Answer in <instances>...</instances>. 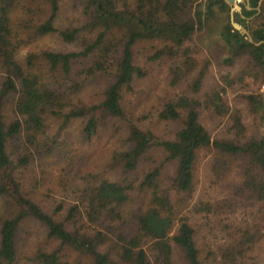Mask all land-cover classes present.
Listing matches in <instances>:
<instances>
[{"label":"trees","instance_id":"trees-1","mask_svg":"<svg viewBox=\"0 0 264 264\" xmlns=\"http://www.w3.org/2000/svg\"><path fill=\"white\" fill-rule=\"evenodd\" d=\"M231 8L226 0H0V200L6 211L0 264H260L264 136L248 135L240 111L224 100L227 88L245 76L225 77L226 85L207 96L217 114L229 118V137L213 138L200 121L199 102L186 95L163 104L159 117L178 124L169 137L126 108L146 62L179 56L191 70L196 62L188 43L211 25L230 51L221 64L249 57L264 71V43L249 42L233 26ZM67 11L72 18L64 20ZM234 15L255 42L264 41V0L249 22ZM49 37L59 46L21 56L24 47ZM158 43L145 61L138 59L141 44ZM95 85L97 91H89ZM245 97L264 121V92ZM73 124L83 144L105 133L119 137L103 164L105 177L46 178L57 156L56 163L73 166L67 159ZM204 149L215 150L212 169L222 182L234 167L240 179L215 203L187 210ZM204 211L216 216L220 243L202 249L191 217ZM32 222L50 242L23 262L20 234Z\"/></svg>","mask_w":264,"mask_h":264},{"label":"rangeland","instance_id":"rangeland-1","mask_svg":"<svg viewBox=\"0 0 264 264\" xmlns=\"http://www.w3.org/2000/svg\"><path fill=\"white\" fill-rule=\"evenodd\" d=\"M262 1L250 0V5H247V0H238L242 7L246 6V10L239 12L241 17L246 18L249 22L251 18L261 12ZM257 7L260 8L259 12ZM254 11H257V13L254 14ZM248 12L250 13L248 14ZM251 14L252 16H250ZM247 15L250 17H246ZM63 17L64 20L72 18L71 11L64 13ZM216 27L211 25L208 29L198 33L193 41L188 43V47L194 52L196 62L191 70H188L187 65L184 64V57L167 56L161 60L148 61L144 65L146 76L137 82L134 86V92L128 94L126 108L131 112L135 111L137 116L144 114L145 119H147L144 123L152 127L160 137L164 138L165 136L173 135L175 128L178 126L177 122L163 121L159 117V114L164 109L163 104L168 100H177L184 95L199 102L197 110L200 121L210 131L213 138L229 137V118L219 116L215 108L210 106L206 100L213 89L226 85L225 77L237 80L240 76H245V79L242 81L237 80L235 84L227 88L224 100L231 108H237L240 111L242 122L247 127L248 135L264 136V121L261 120L259 114L252 112L245 97L247 94L264 92V71L262 68L257 67L249 57L236 60L232 66L221 64L223 59L230 54V51L224 43L218 42L216 39ZM59 44L60 41L57 38L49 37L40 41L36 45L38 48L30 44L24 47L21 51V56L27 55L29 52H36L39 48L57 47ZM160 47L159 43L156 44L155 48L151 47L150 44H141L137 50V57L141 61H145L150 54ZM208 62H210V67L201 82L200 89L195 90L194 86L199 73L209 64ZM248 64L250 69L247 68ZM178 72L180 73L177 74ZM254 76L257 79H254ZM99 84L102 88L104 81H100ZM89 91H97L96 85L95 88H90ZM67 134L72 140L68 152L70 154L67 159L69 160L72 157L74 164L70 166L67 162L61 161L56 163L57 156L53 160V165L45 173L46 178H50V180L53 177L69 179L77 176V179L82 180L84 178H92L90 173L100 176L104 175L105 177L106 173H104L103 164L109 158L112 147L119 143V137L111 138V135L105 133L101 139L92 145L83 144L78 138L77 125L74 124L68 127ZM64 138L65 135H62L60 140L63 141ZM214 152L215 150L213 149H204L200 152L197 161L195 192L191 199V206L187 210L192 208L197 202H203V205L215 203L223 195L227 185L238 182L240 179V176H237L238 169L236 167L230 172L226 181L222 182L219 179V176L212 169ZM150 163L151 161L146 162L145 166ZM167 167L166 172L170 173V167ZM37 170V177L40 176L39 178H41V170L39 168ZM77 170H80V173H77ZM32 185L34 186V180ZM41 189L48 191L45 187H41ZM45 204H48V202H45ZM4 212H6L5 206L3 201L0 200V223ZM191 221L198 230L197 239L202 249L208 242L214 243L215 241L217 244L220 243V241L215 240L214 236V234H219V227L217 218L213 213L208 214L204 211L194 214L191 217ZM49 242L50 239L47 234L43 233V229L39 225L32 222L28 223L26 227L25 224L20 234L19 255L21 261L25 262L27 260L26 255H31V252L36 248L43 247ZM255 253L257 254L258 262L264 264V240L256 247Z\"/></svg>","mask_w":264,"mask_h":264},{"label":"water","instance_id":"water-1","mask_svg":"<svg viewBox=\"0 0 264 264\" xmlns=\"http://www.w3.org/2000/svg\"><path fill=\"white\" fill-rule=\"evenodd\" d=\"M226 2L229 4V5H232V8H231V20H232V24L233 26L240 31V33L242 35H246L249 42L255 44V45H260L262 43H264V41H259V42H255L253 40V37L250 33V31L248 30V28H246L245 26L241 25L240 23L236 22L234 20V14L235 12H242V10H246V6H241L238 2V0H226ZM247 5H250V0H247ZM249 7V6H248ZM258 8V12L260 11V8Z\"/></svg>","mask_w":264,"mask_h":264}]
</instances>
